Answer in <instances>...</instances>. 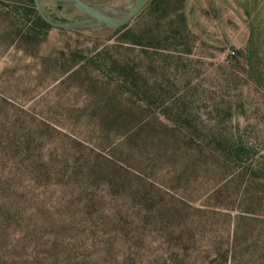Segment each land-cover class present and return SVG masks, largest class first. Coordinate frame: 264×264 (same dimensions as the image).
Here are the masks:
<instances>
[{
  "label": "rangeland",
  "instance_id": "rangeland-1",
  "mask_svg": "<svg viewBox=\"0 0 264 264\" xmlns=\"http://www.w3.org/2000/svg\"><path fill=\"white\" fill-rule=\"evenodd\" d=\"M151 10L0 0V264H264V0Z\"/></svg>",
  "mask_w": 264,
  "mask_h": 264
},
{
  "label": "water",
  "instance_id": "water-1",
  "mask_svg": "<svg viewBox=\"0 0 264 264\" xmlns=\"http://www.w3.org/2000/svg\"><path fill=\"white\" fill-rule=\"evenodd\" d=\"M79 17L73 20H53L49 18L39 0H32L40 18L53 27L66 29L116 30L134 18L150 0H133L125 3L113 1L105 5H93L84 0H52Z\"/></svg>",
  "mask_w": 264,
  "mask_h": 264
},
{
  "label": "trees",
  "instance_id": "trees-1",
  "mask_svg": "<svg viewBox=\"0 0 264 264\" xmlns=\"http://www.w3.org/2000/svg\"><path fill=\"white\" fill-rule=\"evenodd\" d=\"M182 0H179V3ZM28 4L31 8H33V3L32 0H28ZM146 9H152V10H158V0H150L146 6L144 7ZM151 10V11H152ZM138 15V14H137ZM179 20L182 22L183 18L182 15H179ZM37 21L43 26V27H47L48 24L46 22H44L40 17L37 16ZM119 30H122V35H126L129 33L130 28L127 27V24L122 25L121 27H119Z\"/></svg>",
  "mask_w": 264,
  "mask_h": 264
},
{
  "label": "built area",
  "instance_id": "built-area-1",
  "mask_svg": "<svg viewBox=\"0 0 264 264\" xmlns=\"http://www.w3.org/2000/svg\"><path fill=\"white\" fill-rule=\"evenodd\" d=\"M231 53H234V51L232 50V51H230Z\"/></svg>",
  "mask_w": 264,
  "mask_h": 264
}]
</instances>
